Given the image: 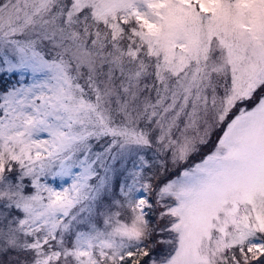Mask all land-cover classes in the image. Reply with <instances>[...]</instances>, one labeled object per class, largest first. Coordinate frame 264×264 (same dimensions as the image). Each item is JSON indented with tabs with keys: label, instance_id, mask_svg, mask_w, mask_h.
<instances>
[{
	"label": "snow or ice",
	"instance_id": "6c2138e0",
	"mask_svg": "<svg viewBox=\"0 0 264 264\" xmlns=\"http://www.w3.org/2000/svg\"><path fill=\"white\" fill-rule=\"evenodd\" d=\"M0 264H264V0H0Z\"/></svg>",
	"mask_w": 264,
	"mask_h": 264
}]
</instances>
